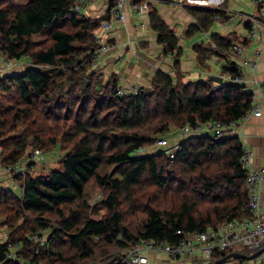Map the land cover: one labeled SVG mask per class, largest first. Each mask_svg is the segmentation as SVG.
Listing matches in <instances>:
<instances>
[{
	"label": "trees",
	"instance_id": "16d2710c",
	"mask_svg": "<svg viewBox=\"0 0 264 264\" xmlns=\"http://www.w3.org/2000/svg\"><path fill=\"white\" fill-rule=\"evenodd\" d=\"M76 1L0 0V54L15 60L27 55L31 64L24 72L0 74V89L16 90L21 101L9 121L0 116V164L17 165L30 151L49 152L58 143L65 153L59 168L47 174L35 175L30 171L35 163H29L15 177L21 195L0 186V226L8 230L0 264H101L143 240L174 244L184 236L178 230H205L249 216L248 172L238 135H191L174 158L163 149L134 153L185 124L238 121L252 108V91L227 79L186 81L179 37L151 6L150 26L164 52L175 54V75L158 69L149 87L119 93L116 74L93 70L101 46L94 32L116 0L98 18L73 11ZM185 8L196 20L187 36L210 32L230 17L226 7ZM46 30L44 43L32 39ZM209 36L194 45L198 64L207 68L219 54L230 61L224 73L242 74L229 51L234 41L243 42L237 31ZM144 178L170 193L168 203L160 205L157 194L142 199ZM96 187L103 193L92 204L88 191ZM125 207L132 214L144 211L134 229L124 223ZM45 233L44 240L37 239ZM15 246L22 261L8 257ZM245 251L250 252H238ZM230 252L214 251L211 262ZM205 262L195 258L190 264Z\"/></svg>",
	"mask_w": 264,
	"mask_h": 264
},
{
	"label": "crops",
	"instance_id": "0c3cea01",
	"mask_svg": "<svg viewBox=\"0 0 264 264\" xmlns=\"http://www.w3.org/2000/svg\"><path fill=\"white\" fill-rule=\"evenodd\" d=\"M139 3L140 1L129 0L123 8L125 19L115 20L112 27L100 34L101 43L107 42L110 47L95 59L93 70L104 73L106 77L116 74L119 84L125 88L133 85L149 87L151 77L158 69L175 75L176 70L173 65L175 54L164 52V47L157 42L156 32L150 26L149 11L152 6L158 10L162 19L179 37V43L183 49L180 56V69L184 79L205 81L211 77H221L226 74L224 68L229 65L230 61L219 54H213L208 61L207 68L198 64L194 45L203 40L208 41L209 38L203 31L187 36V29L193 23V17L185 7L188 5L224 6L228 9L230 17L225 21L218 20L211 29L216 30L213 32L223 34L237 31L243 40L246 56L254 67L253 72L248 67L241 68L238 65L246 75V81L254 77L264 81V29L257 27L253 34L246 26L248 21L245 17L247 12H253L254 15L261 14L264 4L251 0H151L148 7L138 8ZM108 10H111L110 0H85L81 6V12L88 17H101L108 13ZM109 14V18L115 16L113 10ZM200 37L201 40L198 39ZM224 80L223 78L222 81ZM215 81L220 83L218 80ZM254 90L259 103L263 105L264 99L261 92L255 88ZM239 124L240 129L237 135L244 147L251 152L250 167L255 169L264 167V110L261 115H255L253 112L247 113L239 119ZM15 183L10 173L4 171L0 164V186L10 188V185L17 186ZM260 190L261 208L264 213V179ZM7 236L8 230L0 226V243L5 241ZM149 264L155 263L149 261ZM262 264H264V259Z\"/></svg>",
	"mask_w": 264,
	"mask_h": 264
},
{
	"label": "built area",
	"instance_id": "2783aa9c",
	"mask_svg": "<svg viewBox=\"0 0 264 264\" xmlns=\"http://www.w3.org/2000/svg\"><path fill=\"white\" fill-rule=\"evenodd\" d=\"M85 0H78L73 5L72 10L78 13L81 12L82 3ZM129 0H116V5L112 8L115 16L113 18L105 19L101 22L98 33H102L108 30L115 23V20H124V6ZM132 1V0H131ZM140 1L138 8L148 7V3L151 0H136ZM168 1V0H166ZM252 2L258 4H264V0H251ZM138 3H136L137 5ZM228 11L227 8H225ZM83 14V13H82ZM85 15V14H83ZM86 16V15H85ZM246 20L251 24V31L255 34L257 27H262L264 29V10L261 14L254 15L250 13L245 14ZM193 22L196 23L195 18ZM206 33L207 37L210 38V33ZM110 45L106 42L101 44V46L96 51V55H100L106 51ZM230 56L231 59L237 62L241 68L248 67L253 70V64L249 62L244 45L241 42H233L230 46ZM0 54V72L8 69H12L15 62H12L10 58ZM224 79L238 82L244 84L243 90L252 91V108L246 112H253L255 115H261L264 110V104L261 105L258 101V97L254 90L258 89L264 99V81L258 80L256 77L246 81V75L240 74L237 77H233L230 73L222 75ZM253 86V87H250ZM140 86L133 85L131 88H125L120 86L118 88L119 93L123 92H137ZM245 114V115H246ZM244 115V116H245ZM240 129L239 120L231 121L229 123L209 120L206 122H199L196 125L185 124L180 128L173 129L168 135H162L156 139L155 145L146 149H139L135 151V155L152 152L156 150H165L170 154L171 158H174L175 151L178 148L180 142L191 136V135H201L205 134L215 139L227 138L237 135ZM250 156L251 152L244 147V154L242 156L243 167L247 169V187L250 192V215L243 219H233L226 222H222L215 227H210L205 230H195L184 232L183 230H178L179 233L184 234V236L176 243L172 244L164 240H143L132 247L126 248L122 257L132 264H149L148 255L163 254L171 259H186L184 262H192L193 259L199 258L203 261L211 262L214 251H239L234 250L235 245L243 244L244 248L250 250L251 253L257 251L264 246V213L261 205L260 189L262 187V182L264 179V167L260 169H255L250 167ZM45 160V153L39 149L30 151L28 157L23 162L17 165H5L2 164V169L9 172L12 178L16 181V176L25 173L28 169L29 163H37ZM18 246L12 248L8 252V257L13 260H20L18 258ZM250 253V254H251ZM264 259V252L254 259L244 258L240 260L239 258H230L228 261L230 264H262ZM22 261V260H20ZM227 261V262H228ZM23 264H36L34 262H25ZM121 261H117L115 264H121ZM204 263V264H205Z\"/></svg>",
	"mask_w": 264,
	"mask_h": 264
},
{
	"label": "rangeland",
	"instance_id": "374dc122",
	"mask_svg": "<svg viewBox=\"0 0 264 264\" xmlns=\"http://www.w3.org/2000/svg\"><path fill=\"white\" fill-rule=\"evenodd\" d=\"M247 13L254 14L253 12H247ZM60 22H61L60 18H57L56 23H60ZM50 26L51 25H48V26H46V28L49 29ZM97 30H98V28L95 30L94 34L97 37V42L101 45L102 44L101 38H100L101 33H98L99 30L98 31ZM213 31H216V30H213V29L210 30V32H213ZM47 37L48 36H47V30H46V32H44V33H39V34L34 35L32 37V39L34 41H36L37 43H44L46 41ZM198 39L201 40L202 38L200 37ZM1 55H2L1 57H4L3 56L4 54L1 53ZM10 60L12 62H15L16 68L13 67L12 69L6 70L9 73L20 72V71L24 72L31 65L30 59L27 55L23 56L22 58H20L18 60H15V59H10ZM3 72L4 71H1L0 74H2ZM225 81H227V80H224L223 82H225ZM139 86H141V85H139ZM20 105H21V101L18 99V92L16 90L15 91H2L0 89V116L2 117L3 121H4V119H8V121H9L13 115L12 114L13 111H15L16 108L20 107ZM149 147H151V145ZM64 154L65 153L62 150L60 143H58L51 151L45 152V160L41 161V162H37L35 164V166L31 168L30 171L32 173H34L35 175H37V174H47L53 169H58L60 159L63 157ZM147 154H149V153H147ZM139 155H145V154H137V156H139ZM141 182H144L143 186H142L143 189L141 190L142 199H146L147 197H149L151 195L157 194V196L155 198H157V201L159 202L160 205L168 203V201L170 200V196H167V195L170 193H166V192L162 193L161 191L156 189L154 186L149 184V182L146 181L145 178ZM9 187L16 194L21 195L22 191H21V187L19 185H17V186L10 185ZM101 193H103V190L100 187L90 188L88 191L87 197L89 199L92 198L91 203L93 204L94 203L93 200L98 199L100 197ZM125 209H126L125 211H127V212H126L124 223H125V225H129L132 229H134L135 227L138 226V224H140L143 221L144 211L142 209H139L137 214H132L131 212L128 211L127 207H125ZM47 235H48V233H45L43 235V237H37V239L42 241V240H44V238L47 237ZM243 248H244L243 244H237V245H235L234 250H241ZM245 252H246V254L251 253L249 251H245ZM148 257H149V261L152 263H155V264H190V262H184L182 260L171 259L168 256L163 255V254H157V255H150L149 254ZM166 259H168V261ZM224 264H230V262L228 261Z\"/></svg>",
	"mask_w": 264,
	"mask_h": 264
},
{
	"label": "water",
	"instance_id": "95a60500",
	"mask_svg": "<svg viewBox=\"0 0 264 264\" xmlns=\"http://www.w3.org/2000/svg\"><path fill=\"white\" fill-rule=\"evenodd\" d=\"M213 80H218L219 82H222L223 77H211ZM264 252V246L258 249L257 251L251 253V254H244L238 251H232L228 253L226 256L221 257L220 259H217L213 262H207L205 264H224L226 263L230 258H247V259H254L261 255ZM121 261L123 264H132L130 261L124 259L122 256L117 255L114 258H112L110 261L101 263V264H115L116 262Z\"/></svg>",
	"mask_w": 264,
	"mask_h": 264
}]
</instances>
